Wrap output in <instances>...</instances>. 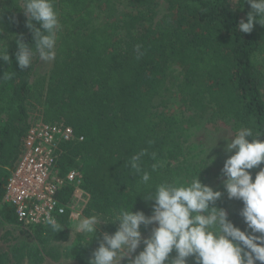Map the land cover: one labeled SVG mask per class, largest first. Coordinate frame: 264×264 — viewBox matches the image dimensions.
I'll list each match as a JSON object with an SVG mask.
<instances>
[{
	"label": "trees",
	"instance_id": "obj_1",
	"mask_svg": "<svg viewBox=\"0 0 264 264\" xmlns=\"http://www.w3.org/2000/svg\"><path fill=\"white\" fill-rule=\"evenodd\" d=\"M121 1L54 0L61 23L56 58L48 73L36 76L32 66L21 70L15 60V37L22 34L26 43L32 42L23 0H0V39L12 59L0 62V76L15 72L12 80L0 82L1 218L16 219L3 200L5 184L22 153L29 110L37 105L42 120L67 123L83 135L82 140L64 145L60 164L63 170L76 167L82 172L84 217L107 218L114 210L132 205L133 211L151 214L154 201H146L138 191L147 195L164 181L190 182L200 169L198 178H208V165L182 152L186 119L181 110L169 107V96H176L182 108L193 114L209 111L213 119L233 120L235 130L248 127L254 134H264V26L255 24L251 33L237 29L251 10L246 0L244 6L243 0H162L167 12L159 18L155 8L160 0H127L138 9L117 19L108 12L110 20L94 22L97 10L105 12L108 3ZM137 44L144 53L140 59ZM155 98L163 106L159 110L154 108ZM141 149L148 150L141 161L143 169L151 172L148 185H140L139 176L130 174L127 166ZM157 161L162 166L152 171ZM258 170H251L253 178ZM71 193L65 187L60 197L66 201ZM228 201L227 196L220 198L216 206L225 208ZM232 201L235 209L229 219L243 230L246 225L238 214L242 201ZM68 220V212L58 218L63 229L56 233L47 224L31 229L41 243L65 239ZM101 227L98 238L105 231L113 233L118 222ZM90 239L79 235L70 247L78 264H87L98 247V239L86 244ZM52 251L50 246L46 253ZM24 255L20 247L11 256L0 250V264H22Z\"/></svg>",
	"mask_w": 264,
	"mask_h": 264
},
{
	"label": "clouds",
	"instance_id": "obj_2",
	"mask_svg": "<svg viewBox=\"0 0 264 264\" xmlns=\"http://www.w3.org/2000/svg\"><path fill=\"white\" fill-rule=\"evenodd\" d=\"M246 2L251 10L246 20L239 21L237 29L251 33L255 24L264 26V0ZM244 3L245 0L243 6ZM22 10L32 33L31 43H26L22 34L15 37V60L24 70L31 68L36 57L44 62L56 58L61 23L54 0H23ZM141 49L142 45L137 44V59L144 54ZM0 62H12L8 45L2 39ZM14 76L15 72H4L0 82L10 81ZM261 136L264 134H254L251 128L243 127L228 139L225 151L231 155L221 169L223 191L203 183L198 178L200 169L190 182L164 181L147 195L138 191L146 201H154L151 214L133 211L132 205L130 209L114 210L107 218L93 214L80 219L75 230L91 237L86 244L94 239L99 241L87 264H122L125 260L126 264H189V258L193 264H264V166H261L264 165V139ZM146 155L148 150L141 149L127 162L130 174L139 176L140 185H148L152 178L151 172L142 167L141 161ZM151 155L156 161V154ZM209 161L207 165L212 163ZM161 166L158 161L154 162L152 171ZM254 168L259 170L253 178ZM225 192L229 200L242 201L238 214L246 225L243 230L229 219L225 208L216 206ZM109 222H118L117 229L113 233L105 231L98 238L101 224ZM46 223L54 233L63 229L51 215L46 217ZM141 226L145 229L151 226L147 236L142 234ZM141 245L142 250L137 253ZM173 251L175 255L171 256Z\"/></svg>",
	"mask_w": 264,
	"mask_h": 264
},
{
	"label": "rangeland",
	"instance_id": "obj_3",
	"mask_svg": "<svg viewBox=\"0 0 264 264\" xmlns=\"http://www.w3.org/2000/svg\"><path fill=\"white\" fill-rule=\"evenodd\" d=\"M106 7L107 9L106 11L104 10L105 12L99 10L95 12V14H97L94 18L95 23L101 24L110 20L111 18L107 17L108 12H111L112 17L117 19L122 13L127 12L128 10L135 11L138 9L133 7L127 0L114 3L110 2ZM155 10V18L161 17L167 12V3L160 0ZM52 64L53 61L44 62L38 57L34 58L32 63L33 75L37 76L48 73ZM167 102L170 108L181 110L186 119V129L182 136L183 154L201 158L206 164L210 162L209 160H212V163L208 164L210 174L208 178L202 182L212 186L214 189H220L223 191L222 183L224 178L221 176V169L223 168L226 158L231 155V153L225 151V146L228 139H230L242 127L235 130L233 128V120L220 118L213 119L211 118L209 111L201 116L193 114V112L182 108L176 96H169ZM154 103V108L156 110L163 107L159 98H155ZM36 120H41V112L38 105L29 110L28 122ZM213 157H215V159H213ZM179 160L182 161L184 158L180 156ZM225 196H227L226 192L221 198H224ZM76 198V203H80L82 208V206H84V196L80 194L79 196H76ZM225 209L228 214L232 212L235 209L234 201H228ZM80 210L81 211L77 216L69 218L68 224L66 225L68 236L65 239L54 238L46 243L39 242L35 233L36 231L31 228L20 226L16 222V219L12 221L0 217V250L11 256L12 250L15 247H20L25 254L22 258V264H78L70 254V247L77 240L79 235L90 237L75 230V226L78 225L79 220L84 218L82 209ZM101 226L99 230L102 229ZM150 228L151 226H149L148 229L144 228L142 234L147 236L150 232ZM50 246H52L55 251L46 253ZM142 247L143 245L137 249V253L142 250Z\"/></svg>",
	"mask_w": 264,
	"mask_h": 264
},
{
	"label": "built area",
	"instance_id": "obj_4",
	"mask_svg": "<svg viewBox=\"0 0 264 264\" xmlns=\"http://www.w3.org/2000/svg\"><path fill=\"white\" fill-rule=\"evenodd\" d=\"M82 139L83 135L67 123L42 119L29 122L21 137L22 153L7 178L3 196L20 226L47 224L48 215L58 220L67 212L69 218L80 213L76 196L80 195L82 172L76 167L63 170L60 160L66 143ZM65 187L72 193L63 201L60 191Z\"/></svg>",
	"mask_w": 264,
	"mask_h": 264
}]
</instances>
